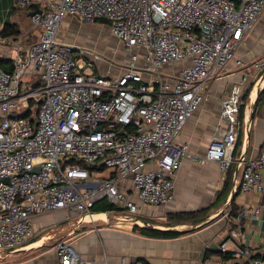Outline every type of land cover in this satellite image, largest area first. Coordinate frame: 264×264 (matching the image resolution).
Wrapping results in <instances>:
<instances>
[{
  "label": "built area",
  "instance_id": "2783aa9c",
  "mask_svg": "<svg viewBox=\"0 0 264 264\" xmlns=\"http://www.w3.org/2000/svg\"><path fill=\"white\" fill-rule=\"evenodd\" d=\"M19 3L36 5L39 12L30 22L40 33L23 56L13 59L10 71L0 69V259L25 247L39 215L66 211L84 220L97 215L93 206L105 201L126 213L119 216L125 221L141 207L171 201V177L188 156L187 145L178 139L203 103L205 85L231 62L249 75L260 73L253 87L264 79V60L245 67L236 58L264 13V0ZM67 16L109 23L128 55L120 75L96 76L93 62L99 56L58 41L59 25ZM74 52L92 55L91 62H79ZM176 62L186 65L175 74L163 72ZM27 72L37 76L38 87L28 88ZM241 96L240 85H235L221 101L226 128L199 161L216 163L223 178L234 163ZM29 100L35 104L33 119L21 116ZM249 127L250 122L243 123V131ZM238 165L240 190L264 195V149L254 159L241 157ZM257 213L243 209L241 217ZM55 252L58 264H92L68 242H58ZM119 262L146 264L126 257ZM245 264H264V256Z\"/></svg>",
  "mask_w": 264,
  "mask_h": 264
},
{
  "label": "crops",
  "instance_id": "0c3cea01",
  "mask_svg": "<svg viewBox=\"0 0 264 264\" xmlns=\"http://www.w3.org/2000/svg\"><path fill=\"white\" fill-rule=\"evenodd\" d=\"M35 7L34 4L24 7L19 0H0V61H5L4 70L39 38L40 28L31 25L29 16ZM61 23L69 24V34L66 38L57 34L58 41L99 56L100 59L93 62L96 76L116 77L123 72L128 55L120 45L119 50L125 55L105 48L100 31L106 24L93 22L94 25L82 26L80 23L85 22L75 16H67ZM83 56L85 61L91 62L92 55ZM236 58H240L245 67L264 60V13L243 39ZM184 65L176 62L164 67L163 72L175 74ZM259 74L249 75L231 62L219 77L205 85L204 101L184 125L178 139L180 144L187 145L188 156L171 177L174 183L171 201L159 207H141L125 221L119 220L115 212L101 210L104 206L101 201L95 206L100 210L93 211L97 215L92 217L104 220L86 222L66 211L39 215L33 220L32 237L27 245L2 257L0 264H58L55 245L62 241L72 244L80 256L92 264H119L122 257L140 259L146 264H245L252 257L264 256V195L255 191L236 193L242 168L238 160L241 157L245 161L254 159L264 149V108L263 112L257 110L264 99V79L253 87ZM24 81L28 88L41 83L32 72H27ZM235 85H240L242 90L243 112L238 116L240 130L233 153L232 176L227 190L222 191L226 176L222 177L218 165L199 161L205 156L210 141L219 139L226 128V122L220 117V103ZM244 122H250L246 131H243ZM262 176L264 179V172ZM123 186L130 193L127 183ZM250 208L258 210L256 217H241V211ZM194 212L192 219L182 222L175 217ZM114 220L117 223L111 225L110 221ZM122 222L131 224V229L120 226ZM146 229L179 234L160 237L145 234ZM31 240L33 242L28 244ZM24 255L26 257L22 258Z\"/></svg>",
  "mask_w": 264,
  "mask_h": 264
},
{
  "label": "trees",
  "instance_id": "16d2710c",
  "mask_svg": "<svg viewBox=\"0 0 264 264\" xmlns=\"http://www.w3.org/2000/svg\"><path fill=\"white\" fill-rule=\"evenodd\" d=\"M95 22H96V23L106 24V25L109 26V23H107L106 21H95ZM4 63H5V61H0V69H3V70H4V66H3ZM11 69H12V65L10 66V68H7V70H5V71H10ZM39 85H40V84H39ZM39 85H38V86H39ZM251 88H252V87H250L249 89H247V91H246V93H245V96H244V99L247 98L249 92L251 91ZM257 100H258V99H257ZM34 106H35L34 102H33L32 100H29L28 108H27L25 111H23V112L21 113V116H23V117H25V118H30V119L35 118V113H36V111L34 110ZM242 112H243V106L240 107L239 115H241ZM100 170L103 171L102 168H100ZM110 175H112V174H110ZM231 176H232V170H231V167H230L229 171H228L227 174H226V178H225V180H224V184H223L222 191H223V190H227V187L229 186V185H228V180H230ZM239 190H240V187L238 186V188H237V190H236V193H238ZM101 203H104V206L101 208V210H103V211H109V212H115V215H116V213H117V214H119V213L123 214L122 212H120V211H119L117 208H115L114 206H112V205H110V204H107V203H105L104 201H101ZM96 204H97V203H96ZM96 204H95V205L93 206V208H92V213H93V211L96 212L97 210H100V207H99V208H98V207H95ZM232 204H233V203H232ZM231 209L233 210V206L231 207ZM195 214H196L195 212H194V213H190V214H181V215L178 214V215H175V217H176L178 220H180V222H182V221H184V219H190V218L192 219V217H193ZM232 216H237V214H235V215L233 214ZM176 222H178V221H176ZM179 224H180V223H179ZM119 225L122 226V227H124V228H128V229H131V227H132L131 224H129V223H124V222L119 223ZM145 234H151V235H154V236L164 237V236H176V235H178L179 233H169V232H163V231H157V230L146 229V230H145ZM32 242H33V241L29 242L28 244H30V243H32ZM26 245H27V244H26ZM26 245H25V246H26Z\"/></svg>",
  "mask_w": 264,
  "mask_h": 264
},
{
  "label": "rangeland",
  "instance_id": "374dc122",
  "mask_svg": "<svg viewBox=\"0 0 264 264\" xmlns=\"http://www.w3.org/2000/svg\"><path fill=\"white\" fill-rule=\"evenodd\" d=\"M63 23H61L60 24V27H59V31H58V34H59V36L60 37H62V38H66L67 37V35L69 34V30H68V25H65V26H63L62 25ZM80 25H82V26H88V25H94V24H92V23H89V22H85V23H80ZM101 30L102 31H100V35H101V37H102V40H104V46H105V48L107 49V50H109V51H111V52H113V53H115V54H121L122 52L119 50V45L120 46H122L121 45V43L117 40V38L115 37V36H113L112 34H111V32H110V27L109 26H104V27H102L101 26ZM72 35H76V33H72ZM67 40V39H66ZM69 40V39H68ZM67 40V41H68ZM68 42H70V41H68ZM123 55H125V53H122ZM72 56H73V58L74 59H77V60H79V62H81V63H84L85 62V60H87V59H84V57H80L78 54H77V52H74L73 54H72ZM204 90V89H203ZM263 100L264 99H262V101L260 102V104L258 105L259 107H258V109L257 110H259V111H261V112H263V108H264V103H263ZM107 173L106 172H104L103 173V176H105ZM116 215L117 216H124V215H122L121 213H119V214H117L116 213ZM126 215V214H125ZM119 218V217H118ZM120 219V218H119ZM117 220H114V222H112V221H110L111 223V225L112 224H116L117 222H116ZM33 240V239H32ZM31 240V241H32ZM36 254H37V252H35ZM2 257H4V256H2ZM26 256L24 255V256H22V258H25Z\"/></svg>",
  "mask_w": 264,
  "mask_h": 264
},
{
  "label": "bare ground",
  "instance_id": "6f19581e",
  "mask_svg": "<svg viewBox=\"0 0 264 264\" xmlns=\"http://www.w3.org/2000/svg\"><path fill=\"white\" fill-rule=\"evenodd\" d=\"M252 99L254 98V94L252 95V97H251ZM104 220V218L103 217H98V216H95V217H86L85 219H84V221H87V222H94V221H97V220Z\"/></svg>",
  "mask_w": 264,
  "mask_h": 264
},
{
  "label": "water",
  "instance_id": "95a60500",
  "mask_svg": "<svg viewBox=\"0 0 264 264\" xmlns=\"http://www.w3.org/2000/svg\"><path fill=\"white\" fill-rule=\"evenodd\" d=\"M37 12H39V11H38V9L35 7V10H34L32 13H30L29 16L31 17V16H33V15H34L35 13H37Z\"/></svg>",
  "mask_w": 264,
  "mask_h": 264
}]
</instances>
